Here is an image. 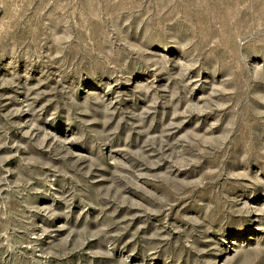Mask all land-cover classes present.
I'll return each instance as SVG.
<instances>
[{"label":"rangeland","instance_id":"rangeland-1","mask_svg":"<svg viewBox=\"0 0 264 264\" xmlns=\"http://www.w3.org/2000/svg\"><path fill=\"white\" fill-rule=\"evenodd\" d=\"M0 264H264V0H0Z\"/></svg>","mask_w":264,"mask_h":264}]
</instances>
